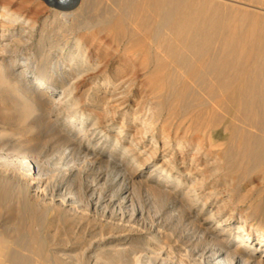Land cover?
<instances>
[{
  "label": "bare ground",
  "instance_id": "1",
  "mask_svg": "<svg viewBox=\"0 0 264 264\" xmlns=\"http://www.w3.org/2000/svg\"><path fill=\"white\" fill-rule=\"evenodd\" d=\"M60 2L71 3L73 0H60ZM24 18L7 13L4 19L9 21L10 25L4 29L8 32L6 36H12L25 29L27 34L37 30L30 21L23 25ZM81 27L78 29L76 27V30L72 25L77 32L100 29L103 33L112 35L113 41L117 43L116 54L112 56L102 48H97L99 54H108L109 61L121 58L115 71H108L104 79L106 83L103 85L108 86L104 93L106 97L103 96L102 100L116 103L131 98L128 94L130 85L127 84L132 82L128 79L134 74L133 66L145 78L141 88L145 96H141L137 104L140 105L141 110L134 117V121L140 124L138 133L141 134V140L133 141V147L129 146L122 150L121 160H118L114 153L103 160L96 154L95 149L84 151L80 147L82 143L78 145L79 154L83 155L84 160L97 165L105 164L107 171L116 176L112 184L117 187L116 192H112L109 198L95 195L94 203L97 207L101 205L110 207L120 199L124 204L130 203L128 194L125 195L129 190L127 182L133 184L135 177L141 175L142 172L137 169L143 168L146 164L148 158H142L150 150L153 153L159 150L174 154L185 153L193 146V142L201 137L215 140L209 152H200L207 162L212 160L210 157L212 154L222 155L220 161L228 160L236 169L237 175L232 176L229 185L239 184L243 180L250 179L254 174H261L264 184V0H113V7L101 12L95 25ZM26 37V34L21 35V38ZM85 39L89 40V38ZM84 44V39H80L76 56L71 60L68 68L65 66V72L62 74L69 76L68 71H71L74 72L75 77L66 84L67 87H64L56 105L50 109L43 108L33 99L34 97L31 98V86L42 87L34 94L42 99L48 98L54 91L49 85L54 84L56 73L41 65L38 68L39 76H30L31 82L24 83L23 77L14 71L20 55L17 54L12 66H9L8 60L13 58L11 57L13 45L5 43L0 46V119L5 125L17 124L18 132L23 136L40 129L44 123L51 127L59 125L63 119L68 122L79 119L84 123L86 115L81 111L80 98L75 91L73 93L69 90L74 88L73 86L78 84L84 75L104 65V63L99 64L100 61L91 63L89 58L83 56ZM76 57L79 58L76 60ZM131 65L132 69L129 68ZM27 72V70L22 71V75ZM114 76L119 80L111 88L109 85ZM98 101L100 102L101 99ZM129 102H132V99ZM66 107L72 108L73 113L64 114ZM45 109V113L48 114L46 118L43 115ZM99 126L100 123L96 121L86 134L92 132L95 136ZM124 131L125 127L122 128L121 135ZM9 132L5 127H0V138L8 136ZM84 137L86 135L82 139ZM26 140L27 143L30 142L28 138ZM218 140H224L223 149L221 145H215ZM107 141L108 135L105 133L99 138L98 144H102L103 147ZM147 142L150 144L143 152L137 151L141 144ZM71 143L74 144L72 141ZM119 145L118 140L113 152ZM21 159L20 161L27 164L32 169L31 172L33 171V174H30L32 181L30 188L35 197L42 198L45 203L48 200L52 203L55 197L48 199L47 195L43 196L46 184L41 178L40 169L36 165L33 166L28 158L21 157ZM171 161L172 158H165L164 162L154 167L151 172V174L161 172L168 176L164 179L160 177L158 182L163 194H166L170 186L168 179L173 177L172 170L177 167L176 163L169 166L168 163ZM130 163L138 164L136 171H129ZM184 174L188 175V173ZM73 176H75L73 171L67 174V178ZM104 179L103 176L101 180ZM178 183L179 186L185 181L181 178ZM195 188L191 186L190 193L194 192ZM61 189L62 186L57 190L58 198L61 196ZM237 190L235 187L228 190L226 188L230 198L227 203L232 202L233 212L222 219L218 226L212 228L213 230L208 231L204 228L196 232L197 243L193 249L196 261L199 260L200 264H264V213H262L264 195H256L257 197L249 203L247 195L238 196ZM194 195L197 199L198 195L196 193ZM58 200L64 207L73 204L71 203L73 200L68 201L66 198ZM243 206L246 207L247 212L251 211L254 215L262 216V220H255L252 225L248 224L244 217ZM236 215H240L241 224L235 229L233 219ZM207 219L214 220V215ZM247 225H250L249 230ZM20 232H22L19 233L20 236H16L18 238L15 239L1 234L0 264H27V258L23 257L21 254L23 251L20 250L27 249L30 245L27 244V229ZM255 232L260 236L258 243L254 239ZM140 235V239H145L147 234ZM154 238L148 239L147 247H151ZM31 241L39 248L35 250L40 252L44 243L39 238L31 237ZM159 241L155 240L157 243ZM235 243L237 244L233 246ZM160 250L162 251H159L158 259L163 263L169 262L172 259L170 252L161 248ZM258 252L262 253L260 257L256 256ZM91 258L90 260H95L94 264L98 262L99 257L91 256ZM71 259L73 263L78 260L76 257Z\"/></svg>",
  "mask_w": 264,
  "mask_h": 264
},
{
  "label": "rangeland",
  "instance_id": "2",
  "mask_svg": "<svg viewBox=\"0 0 264 264\" xmlns=\"http://www.w3.org/2000/svg\"><path fill=\"white\" fill-rule=\"evenodd\" d=\"M111 2L110 0H73L71 3L60 2V0H0V46L5 43L13 45L11 55L13 58L8 60L9 66H12L14 57L19 54L14 71L23 77L24 83L31 82L30 76H39L38 68L41 65H45L56 73L54 84L49 85L54 91L48 98L42 99L34 94L42 87L31 86V98L34 97L33 99L43 108L50 109L55 106L66 84L75 77L74 72L71 71H68L69 76L62 74L65 72V66L68 68L71 60L76 56L80 39H84L85 42L82 47L83 56L89 58L91 63L99 61V64L104 63L100 68L84 75L81 81L73 86L75 89L69 90L73 93L75 91L80 98L81 111L86 115L84 123L79 119L72 122L63 119L55 127L44 123L40 129L22 136L18 132L17 124L5 125L0 119V127L10 131V135L0 138V236L2 234L15 239L20 236L19 233H22L20 230L27 229V244L32 246L28 245L27 249H20L23 251L21 252L23 257L27 258V264H94L95 260H90L91 256L99 257L96 264H200L199 260L196 261L193 249L197 243V233L204 228L208 231L213 230L222 219L233 212L232 202L227 203L230 198L226 188L228 190L235 187L240 191L237 190V195H247L250 203L258 194L264 195L261 174H254L250 179L243 180V183L229 185L232 176L237 175L236 169L228 160L220 161L222 155L212 154L210 155L212 160L207 162L200 152L210 150L215 140L201 137L195 140L193 146L185 153L174 154V152H163V150L153 153L150 150L142 158H148L146 164L143 168L137 169L142 172L141 175L135 177L133 184L127 182L129 190L125 195L128 194L130 203L124 204L120 199L112 206H106L107 208L103 205L96 206L94 203L96 197L101 195L100 197L109 198L112 192H116L117 187L112 185L116 176L107 171L105 164L97 165L84 160L83 155L79 154L78 145L82 143L80 147L84 151L95 149L96 154L103 160H106L111 153L121 160L122 150L129 146L133 147V141L141 140V134L138 133L140 124L134 121V117L141 110L140 105H137L141 96H145L141 89L145 78L133 66L134 74L128 79L132 82L128 81L127 84L130 85L128 91L131 93L128 92V94L131 95L129 100L132 99V102L128 99L116 103L102 100L103 96L106 97L104 93L108 86L103 85L106 83L104 79L108 71H115L121 58L109 61L108 54H99L98 49L102 48L104 52L112 56L116 54L117 43L113 41L112 35H107L97 28L90 32L76 31L80 26L95 25L100 13L113 7V0ZM68 8L73 9L67 10ZM7 13L24 16L23 25L30 21L37 30L27 34L25 29L12 36H6L8 32L4 29L10 25V22L4 19ZM72 25L77 29L72 28ZM24 34L27 37L21 38ZM102 59L103 62H101ZM129 68L132 69V65ZM24 70L28 72L22 75ZM118 80L119 78L114 76L109 86L114 87ZM48 90L51 92L50 89ZM98 99L101 101L99 102ZM46 109L43 110L45 118L48 115L45 113ZM72 113V108L64 109V114ZM96 121L101 125L96 131L97 134L95 136L92 132L86 134ZM124 127L125 131L121 135ZM105 133L108 135V141L102 147L98 141ZM84 135L86 137L82 139ZM25 138H28L30 142L27 143ZM118 140L120 145L113 152ZM223 143H225L224 140H218L215 145H221L223 149ZM149 144L148 142L141 144L137 151L143 152ZM150 154L153 157H150ZM21 157L28 158L33 166L36 165L40 169L41 178L46 184H44L46 188H44L43 196L47 195L48 199L55 197L53 204L49 203L50 200L47 204L42 201V198L35 197L30 188L32 182L30 174H33V171L31 172V168L20 161ZM165 158H172L168 165L172 166L176 163L177 167L172 170L173 177L168 179L170 186L166 194H163L158 182L160 177L164 179L168 176L161 172L153 174L151 172L154 167L162 164ZM129 165H131L130 172L136 171L138 164L135 166L134 163H130ZM70 171H73L75 176L67 178ZM101 176L105 179L101 180ZM181 178L185 183L178 186ZM61 186L62 197L58 198L57 190ZM191 186L196 187L194 192H191L193 195L190 193ZM195 193L198 195L197 199ZM62 198L68 201L73 200L71 202L73 204L64 207L58 200ZM243 211L250 225L255 220L263 218L254 215L251 211L247 212L246 207ZM262 213H264V206ZM211 215H214V220L208 221L207 218ZM240 224L241 217L236 215L233 226L236 229ZM250 225L246 226L248 230ZM143 233L147 235L145 239H140V234ZM253 234L258 243L260 236L257 232ZM31 237L39 238L44 243L42 251L40 250L42 253L35 250L39 248L35 242L32 243ZM152 237L156 239L154 238L151 247H147L146 243ZM157 239L160 243L155 242ZM34 246L36 248H32ZM160 248L170 252L172 259L169 262L163 263L158 259L159 251H162ZM261 254L258 252L256 256L260 257ZM71 256L78 259L76 263L72 262Z\"/></svg>",
  "mask_w": 264,
  "mask_h": 264
}]
</instances>
